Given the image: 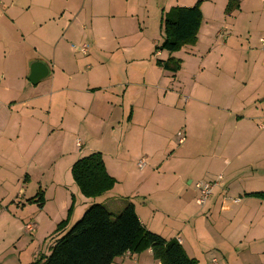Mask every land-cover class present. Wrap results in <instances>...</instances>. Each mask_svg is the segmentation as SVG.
<instances>
[{"label":"crops","instance_id":"0c3cea01","mask_svg":"<svg viewBox=\"0 0 264 264\" xmlns=\"http://www.w3.org/2000/svg\"><path fill=\"white\" fill-rule=\"evenodd\" d=\"M251 1L241 0L239 12ZM259 1L264 6V0ZM139 2L133 0L129 8L130 0H0V140L15 142L13 155L23 141L41 135L35 114L43 112L48 121L47 117L59 106L69 108L68 113L60 115V131L67 138L77 134L82 142L78 148L79 139L73 141L75 156L58 155L53 163L51 185L68 191L58 176L62 168L61 173H68L67 183L73 192H67L62 211L50 207L52 227L62 217L67 218L73 201L69 225L82 217L92 201L116 194L118 189L117 195L125 196L128 204L134 205L142 226L151 233L162 235L154 228L160 226L159 218H169L167 209L174 211V219H181L183 225L178 224L176 236L170 237L173 239L162 238L177 241L186 255L198 262L193 242L206 241L204 231L208 228L210 234V228L224 232L244 227L247 238L257 242L264 237V197L257 195L264 194V129L258 127L264 118V51L257 48L264 46V34L255 39L249 35L246 49L235 52L241 61L232 64L234 56L227 53L232 42L221 44L227 38H219L222 31L218 30L206 53L187 51V61L179 59L183 62L180 71L171 73L155 63L158 78L152 83L145 71L131 72L130 64L142 63L141 59L116 55L120 43L129 37L127 19L137 17ZM188 2L180 5L178 0L175 7L195 5L194 0ZM201 13L204 17V5ZM197 39V44L186 47L196 49L201 34ZM86 42L100 49L103 57L73 50L72 45L79 47ZM217 50L219 53L211 58ZM156 57H162V62L178 59L165 51ZM209 57L210 63H216L215 69H207L210 64L205 61ZM191 60L195 67L183 79L185 66ZM35 63L42 64L48 76L33 85L29 71ZM82 68L87 71L82 72ZM154 83L161 88L156 108L147 97ZM90 124L108 130L111 150L107 155L93 142L83 144V127ZM182 134L185 139L181 144ZM174 138H178L176 151L172 150ZM5 150L0 149V157L7 156ZM94 152L102 155L105 170L116 185L102 197L91 199L80 194L71 169L79 159ZM141 159L147 162L142 171L137 166ZM219 175L223 177L220 186L207 204L199 207L194 185L212 182ZM31 181L25 173L23 186ZM71 183L80 196L74 194ZM40 194L41 207L26 199L25 204L16 205L17 209L44 211L50 202L46 192L39 187L31 199L36 200ZM106 197V201L113 199L112 195ZM235 199L239 202L233 203ZM159 204L166 206L162 214L154 210ZM200 218L209 219L210 225L201 227ZM218 239L216 236L214 241ZM143 254L152 257L150 249L134 255ZM43 255L48 256L49 250ZM134 255L113 264H127V258Z\"/></svg>","mask_w":264,"mask_h":264},{"label":"rangeland","instance_id":"374dc122","mask_svg":"<svg viewBox=\"0 0 264 264\" xmlns=\"http://www.w3.org/2000/svg\"><path fill=\"white\" fill-rule=\"evenodd\" d=\"M177 1L178 0H140L138 13L136 14L137 17L127 19L126 31L129 33V37L125 39L124 42L120 43L119 50L116 52V55L121 57H129V55H132V57H136V59H141L142 63H136L135 65L130 64V66H132L131 72H133V70L145 71L147 74L146 76L153 80L151 81L152 83L158 78V74L154 71L156 68L154 64L157 60H163L162 57H156L157 54L155 51V46H159L164 37L161 19L175 7ZM188 1L189 0H179V2L182 3L180 5L189 3ZM194 1L195 4L199 0ZM224 1L225 0H205L201 2L200 9L201 6L204 5V17L202 16V22L198 33V36L201 34V41L196 49H194L195 47H185L173 53V56L178 58L177 60L175 59V61L180 62L178 71L181 70V65L183 63L179 59H184L185 63L187 61L185 57L188 56V54H186L187 51L189 53H191L190 51H197V53L202 54L206 53L208 48L211 47L209 46L211 40L215 41L218 30L222 31V34H219V38H227L226 41L221 40V44H227L228 40L232 42L229 43V50L227 51V53L231 55V58L234 56L232 58V64L241 61L242 57H237L235 52L246 49L249 35L252 39H255L264 34V6H261L259 0H253L250 5H244L241 12H239V10H241L239 4L238 9L234 7L231 13L227 10L229 0ZM236 1L240 2L241 0ZM132 4L133 0H130L129 8L132 7ZM250 8H252V10H250ZM81 46L82 45H79V47ZM85 46H87V51L90 52L91 55H95L98 58H101V56L103 57L102 52L99 51L100 49L91 45L90 42H86ZM74 47H78V45H72L73 50L75 49ZM218 47H220V45H218ZM257 48L260 51H264V46ZM216 53H219V51L217 50L211 58H213ZM163 54L167 55L166 53ZM73 55L76 54L73 53ZM211 58L209 57L205 61L206 64H210L207 66V69H215L214 66L216 63L209 62ZM194 67L195 63H192V60L187 62L183 79L190 74ZM227 69H230L228 65ZM81 71L86 72L87 70L82 68ZM121 74L124 75L123 70ZM155 85L156 83H154L153 87L148 89L149 91L147 92L148 102L153 108H156V104L161 101V88ZM118 92L120 93L119 88ZM69 111L68 107L59 106L47 117L48 121L44 120L46 114L44 115L43 112L35 114V117H37L35 120L39 122L37 128H39L41 135L38 138L34 135L31 136L29 140L23 141L18 145V149L15 150V154L13 155H11L14 152L12 146L15 145V142L12 141L7 143L4 139L0 140V149H6L5 153L7 154L6 157H0V264H32L36 262L41 255L50 250L55 240L54 231L57 225H53L52 227L53 222L49 213L50 207L52 206L56 211H62L67 192L70 194L73 191L67 183L68 173H61L62 168H60L59 175H57L61 177L62 185L66 186L68 191L65 188H55V186L51 185L52 176L55 171L53 163L58 155L71 154L75 156L76 151L73 147V141H76L77 138L82 142L79 135L73 134V136L67 138V136L60 131V115L68 113ZM1 114L2 111L0 110V115ZM14 116L17 117L18 115ZM83 129V131H85L83 144H85L86 141L88 143L93 142L95 148L101 149V151L107 155L111 150L108 130L104 126L96 129V126H92L91 124L89 126L84 125ZM45 131L51 132L52 134H46ZM177 139L178 138H174L173 140L175 142V147L173 146L172 150L175 151L178 149ZM83 151L84 150H82V152ZM170 152L171 150L168 151L165 158L169 156ZM146 166L147 162L144 168H146ZM143 169L139 170L142 171ZM25 173L31 176L32 181L23 186L22 180ZM39 183H41V186H39ZM71 185L72 188H74V194L80 196L76 186L73 183H71ZM39 187L42 192H46L47 198L50 201L48 207L44 211H39L38 207L36 211L33 209H27L24 212L21 211V209L18 210L16 205L19 203L25 204L26 199L34 197ZM115 192L116 194H111L113 199L106 201V196H111L107 194L102 199L92 201L90 205H102L113 215V218L117 217L128 205V202L125 196L117 195L118 189ZM192 195L194 196V193ZM156 207L157 208H154V210L162 214L161 211L166 206H161L159 204ZM167 212L169 218L160 215L162 217L159 218L160 226L154 229L162 233L163 236L160 235L161 237L173 239L176 236L178 224L181 226L183 223L181 219H174V211L171 213V211L167 209ZM140 215L142 217L141 213ZM65 218L66 216L62 217L58 223L64 221ZM202 220L206 219H201V223H199L201 227L206 228V226L208 227L210 225L209 219L206 220V222ZM76 221L78 220L72 221L70 225H73ZM32 224H35V229L28 232L26 226ZM210 229L213 230L212 233H208L209 228L204 232L208 239H213L211 243H209L208 239L199 236V238H204L206 241L200 240L198 244H196L194 239L190 236V239L194 241L193 252L199 255L198 264H213V258L216 259L217 264H264V237H260L259 241L253 243L250 238H247V230L244 227L235 226L233 230L226 229L224 232H220L215 228ZM154 233L157 235L156 232ZM216 236H218L219 239L214 241ZM134 256L135 257L127 258L130 259L127 264L159 263L153 255L152 257H148L146 254L138 257H136V255Z\"/></svg>","mask_w":264,"mask_h":264},{"label":"trees","instance_id":"16d2710c","mask_svg":"<svg viewBox=\"0 0 264 264\" xmlns=\"http://www.w3.org/2000/svg\"><path fill=\"white\" fill-rule=\"evenodd\" d=\"M201 0L192 7H175L163 16L161 27L163 41L156 46V54L180 51L186 46H194L202 22ZM239 7V2L229 0L227 10L231 13ZM228 12V13H229ZM156 65L171 73L178 72L180 62L169 59L157 60ZM71 176L80 194L85 198H99L111 191L116 180L105 170L102 155L94 153L79 159L71 169ZM264 197V194H257ZM31 203L41 207L40 195ZM74 209V201L67 218L54 231V242L49 255H41L32 264H113L127 254L134 255L151 250L160 264H198L189 258L177 241H165L159 235L147 231L141 224L134 205L129 203L115 218L102 205H90L82 217L69 225Z\"/></svg>","mask_w":264,"mask_h":264},{"label":"built area","instance_id":"2783aa9c","mask_svg":"<svg viewBox=\"0 0 264 264\" xmlns=\"http://www.w3.org/2000/svg\"><path fill=\"white\" fill-rule=\"evenodd\" d=\"M262 43H264V38H262L261 40ZM75 49H77L81 54L83 55H86L87 54V46L83 45L81 47H74ZM258 127L260 129H264V118H262L261 122L259 123ZM180 136V143L182 144L184 142V135H179ZM76 146L79 148L81 147V142L79 140L76 141ZM145 163H146V160L145 159H141L138 163V168L139 169H143V167L145 166ZM223 180V177L221 175H219L214 181L212 182H198L194 185V189L195 191L197 192V199H196V204L203 208L209 198L212 196L213 194V191L215 190V188L219 187L221 182ZM233 203H238L239 200L238 199H235V200H232ZM33 229H35V225L32 224V225H27L26 226V230L28 232L32 231ZM129 255V254H127ZM213 264H217L216 261H213Z\"/></svg>","mask_w":264,"mask_h":264},{"label":"water","instance_id":"95a60500","mask_svg":"<svg viewBox=\"0 0 264 264\" xmlns=\"http://www.w3.org/2000/svg\"><path fill=\"white\" fill-rule=\"evenodd\" d=\"M47 76L48 72L42 64L35 63L30 66L29 80L33 85L37 84L41 79H44Z\"/></svg>","mask_w":264,"mask_h":264}]
</instances>
